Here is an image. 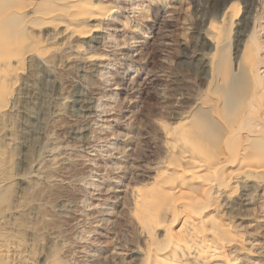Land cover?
<instances>
[{"label":"rangeland","instance_id":"1","mask_svg":"<svg viewBox=\"0 0 264 264\" xmlns=\"http://www.w3.org/2000/svg\"><path fill=\"white\" fill-rule=\"evenodd\" d=\"M7 1L34 3L11 18L35 54L11 52L24 57L25 73L6 116L10 134L1 140L11 172L27 173L3 204L26 205L8 218L29 249L24 264H112L104 258L120 246V258L129 260L130 232L115 222L131 169L152 161L155 120L173 122L165 110L173 87L183 97L207 86L214 52L208 29L222 24L232 2L248 18L243 41L253 32L264 40V0H108L96 31L88 30L94 22L75 21L68 0ZM245 21L233 33H243ZM239 39L232 38V57ZM260 53L264 61V48ZM248 198L256 213L264 191ZM237 202L233 215L242 209ZM242 224L250 257L237 264H264V225Z\"/></svg>","mask_w":264,"mask_h":264},{"label":"bare ground","instance_id":"2","mask_svg":"<svg viewBox=\"0 0 264 264\" xmlns=\"http://www.w3.org/2000/svg\"><path fill=\"white\" fill-rule=\"evenodd\" d=\"M107 1L68 3L75 9V21L94 22L88 30L96 31L101 15L110 10ZM33 4L22 8L0 0V264H24L30 256L8 223L26 205L3 206L11 185L24 181L27 173L11 172L1 140L10 134L6 116L25 67L24 57H11V52L23 49L26 57L35 54L28 50L24 28L13 29L11 18L20 19ZM94 13L98 18L92 17ZM244 19L243 33H233ZM247 19L240 3L232 2L222 24L212 21L208 29L214 52L209 57L207 86L191 89L183 97H177L178 85L172 88L165 110L173 122L155 120L152 161L143 168L135 164L122 191L123 210L115 223L130 232L126 237L130 259L120 258L126 252L120 246L105 256L108 263L237 264L250 257L242 235L248 231L242 223L254 221L255 230L264 225V204L252 212L248 198L252 190L264 191V74L260 72L264 40L253 32L243 41ZM233 37L240 38V44L232 57ZM238 200L242 209L233 215ZM47 264L60 263L53 259Z\"/></svg>","mask_w":264,"mask_h":264}]
</instances>
